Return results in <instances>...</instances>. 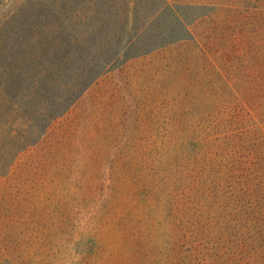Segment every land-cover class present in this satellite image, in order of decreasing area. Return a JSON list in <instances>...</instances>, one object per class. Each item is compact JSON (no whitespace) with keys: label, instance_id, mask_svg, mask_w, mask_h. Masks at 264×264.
<instances>
[{"label":"rangeland","instance_id":"1","mask_svg":"<svg viewBox=\"0 0 264 264\" xmlns=\"http://www.w3.org/2000/svg\"><path fill=\"white\" fill-rule=\"evenodd\" d=\"M0 264H264V0H0Z\"/></svg>","mask_w":264,"mask_h":264},{"label":"trees","instance_id":"2","mask_svg":"<svg viewBox=\"0 0 264 264\" xmlns=\"http://www.w3.org/2000/svg\"><path fill=\"white\" fill-rule=\"evenodd\" d=\"M37 39L36 41L39 40L40 37H42V31L37 30L36 36ZM40 40L42 42H39L41 45V51L38 52L39 54H41V57H38L36 60H42L43 64H41V72L42 73H47L49 71V68L51 66V64L54 62V56L55 53H53V48L52 45L50 43H48L47 41L42 40V38H40ZM57 48H61V47H57ZM34 55L36 56V52H34ZM49 73V72H48Z\"/></svg>","mask_w":264,"mask_h":264}]
</instances>
